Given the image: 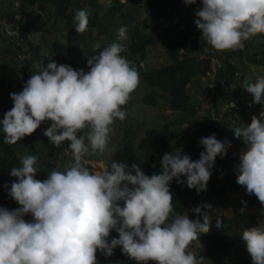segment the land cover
Here are the masks:
<instances>
[{"label":"clouds","instance_id":"1","mask_svg":"<svg viewBox=\"0 0 264 264\" xmlns=\"http://www.w3.org/2000/svg\"><path fill=\"white\" fill-rule=\"evenodd\" d=\"M185 3L194 4L196 0ZM201 3L202 7L195 10V24L201 38L216 50L243 48L246 38L257 32L264 34V0ZM14 7L17 9L19 3ZM15 18L23 17L16 14ZM6 20L9 32L20 35L21 24ZM73 23L78 33L85 32L89 25L87 10H77ZM125 39L127 26L121 25L117 41L88 58V71L53 60L33 72L22 91L10 94L13 107L0 118L3 143L24 141L42 122L50 121L44 135L55 147L64 146L72 160L63 170L49 167L37 179L40 169L35 154L43 146L38 145L36 151L27 149L31 154L20 156L19 166L11 168L9 175L17 179L10 188L5 187L19 207H0V264H99L97 251L110 256L117 246L136 264L203 261L204 256H197L188 245L209 231L212 218L201 204L207 207L211 202L190 206L200 216L178 214L173 210L170 184L174 178L184 184L181 177H186L187 187L195 185L197 191L206 187L216 153L227 150L226 138L208 132L200 138L204 145L200 155H194L195 147L188 148L189 138L178 141L173 152L172 141L169 153L162 157L161 171L152 175L135 163L130 166L112 160L107 167L97 169L85 159L88 154L105 152L115 128L112 126L117 119L125 121L126 109L122 106L140 82L137 66L123 54L124 45L118 42ZM214 86L210 83L208 88ZM244 87L252 94L253 103L264 104V76H257L254 82L245 77ZM231 106H235L234 101L223 110L232 111ZM133 122L128 121L125 127L130 129ZM167 123H173L176 130L183 124ZM185 128L183 124L179 131ZM232 130L246 146L237 167V183L246 186V192L255 194L264 205V111L253 115L250 124ZM66 140L70 141L68 146ZM28 214L32 216L30 221L24 218ZM221 224L216 217L214 227L220 229ZM113 230L118 238L109 240ZM240 237L251 264H264V221L245 227Z\"/></svg>","mask_w":264,"mask_h":264},{"label":"trees","instance_id":"2","mask_svg":"<svg viewBox=\"0 0 264 264\" xmlns=\"http://www.w3.org/2000/svg\"><path fill=\"white\" fill-rule=\"evenodd\" d=\"M16 2L19 3L17 9L14 7ZM141 6L138 0H0V118L13 107L10 94L22 91L24 83L33 72L39 71L53 60L88 71V58L98 54L108 44L116 42L119 27L125 25L127 39L118 42L124 45L123 54L134 61L138 68L140 82L135 90H140L144 84L149 86V92L142 99L143 104L156 109L158 98H167L170 99L171 110L182 111L186 114L187 121L190 118L194 121L192 117L201 110L202 103L191 97L189 85L208 77L206 85L213 83L215 86L208 88L212 105L207 111L209 118L203 127L191 126L192 128H185L182 132L176 130L173 123H166L160 128L147 130L141 127L144 121L136 119L132 124L133 130L123 127L119 130L122 135H111V132L109 142L120 138L122 142L119 148L123 147L118 154L125 156L130 166L137 161L143 163L141 168L147 175H152L161 171L162 157L169 153L171 142L179 135L184 133L189 138L187 141L191 142L188 148L193 150L198 142L197 138L214 131L219 137L226 138V149L230 156L221 164V171L217 170L219 165L217 167L212 164L206 186L211 193L219 194L226 200L228 191L234 193L242 188L237 183L236 175L228 173L227 169L233 166L228 160H235L231 156L235 147H246L241 138L234 136L232 129L250 124L252 114L258 116L260 111H264V104L253 103L252 98L244 97L243 84L246 76L242 68L243 63L257 66L263 70L264 76V34L257 32L246 38L243 48L216 50L201 38L202 33L195 24L198 18L195 10L202 7L201 0L190 5L185 0H142ZM38 8L46 13V17L40 12L36 13ZM79 9H86L89 14L88 29L83 33H78L73 23V16ZM142 9L146 12L144 17H141ZM16 14L22 15L26 20H17ZM6 19L21 24L20 35L9 32ZM177 19L178 22L173 23ZM57 22L62 24L66 39L55 40L48 46L44 36V44L38 45L34 33L48 28L52 31ZM97 36L104 37V41L95 47ZM160 45L165 49L167 62L151 66L153 54L159 51ZM231 99L241 106L234 107L232 111L226 108L223 110ZM127 106L122 107L125 109ZM50 123L42 122L34 133L23 138L26 148L18 142L11 145L3 143L4 134L0 132V207H19L8 195L5 185L10 188L11 182L17 179L9 173L13 166H19L20 155L27 149L36 151L38 145H43L52 148L49 155H55L62 165H68L72 160L65 153L64 146L55 147L44 135V130ZM65 143L68 146L70 141L66 140ZM200 147L204 145L201 144ZM60 148L64 149L63 153L58 150ZM53 166L50 165L49 169L53 170ZM224 175L226 177L223 179ZM181 179L185 180V177ZM170 189L173 193V210L178 214L187 212L183 202L190 188L186 186V181L179 184L174 178ZM247 196L254 201L252 207L242 209L238 217L248 218L252 213L258 219L257 223L264 221V218L261 220L257 217L264 213V205L255 194ZM194 216H200V213L197 212ZM24 218L30 221L32 216L28 214ZM219 218L222 221L220 229L214 227L215 217L209 231L198 237L205 245L199 255L204 256L201 264L222 257L237 259L238 264H251L250 254L230 232L232 219L223 216ZM113 237L118 238V233L114 230L110 233L109 240ZM243 251L245 254L241 255ZM97 259L99 264H136L122 253L120 246L110 256L97 251Z\"/></svg>","mask_w":264,"mask_h":264},{"label":"rangeland","instance_id":"3","mask_svg":"<svg viewBox=\"0 0 264 264\" xmlns=\"http://www.w3.org/2000/svg\"><path fill=\"white\" fill-rule=\"evenodd\" d=\"M138 4L139 6H141L142 0H138ZM35 11L36 13L38 11H42L43 17H46V13L43 10L38 8ZM145 15H146V12H144V9H142L141 17H144ZM177 22H178V19L173 21V23H177ZM44 36L46 38L48 46H51L55 40L64 41L66 39L65 38L66 34L63 30L62 24H60L59 22L53 25L52 31L48 28V29L38 30L37 32L34 33V39L38 45L43 43L42 39ZM103 41H104V37L97 36L96 41H95V47H98L99 45H101ZM164 50H165L164 47L160 45L159 51L153 54L151 66L153 65L159 66L167 62L166 56H165L166 53ZM242 68H243V72L245 76L249 79V81L254 82L257 76H262L263 70L257 66H254V65L248 66L246 63H243ZM209 76H210V73H209ZM207 80H208V77L202 78L198 82L190 84L188 87L191 97L193 99H196V102L202 103L201 110L197 112V115H194L192 117L193 119H195L194 121L191 118L189 121H187L186 117L184 116L185 113L182 111L181 113L173 112L171 109H169L170 99L161 98V97L158 98L159 104H158V108L156 109L150 106L149 104H143L142 99H144L145 95L149 92V86L147 84H144V86L143 85L141 86L140 90L138 89V90L133 91L131 95V99L127 103L128 106L125 107L126 119L122 123L115 121L113 125V128L114 127L115 128L113 129L111 135H114V134L122 135L119 133V130L125 127L128 121L130 123L131 121L136 120V119H140L144 121V125L141 127H144L147 130L151 129L152 127H162L168 121H176L177 123L182 122L183 124H186V128L191 127V126L203 127L208 121L209 115H207V111L208 109H210V106L212 105V99L209 98L210 94L208 93V85H206ZM243 90L245 91L244 93L245 98L249 97L253 99L252 94L246 90V88L244 87V84H243ZM131 103L132 105L129 107ZM158 109H161V110H158ZM182 125L178 126L179 130L180 128L182 129ZM130 130H133L132 125L130 126ZM186 137L187 136L184 135L183 137H179L176 142L173 141V144L170 150L172 152L175 151L174 145L176 146V143H178V141H182ZM197 141L198 142L196 143L195 149L193 151L194 155L198 153L200 155L201 149L203 148V147H200L201 143L199 142L200 141L199 138H197ZM121 142L122 140L120 138H116L114 141L109 142L110 145L107 147L104 153L86 155L85 159L90 162L89 166L96 167L97 169H99L100 167H107L112 160H117L119 162L127 164L125 160V156L118 154L120 149L123 147L122 145V147L119 148V144ZM18 144L23 145L24 148H26L24 141H18ZM58 150H60L62 153L64 152V149L62 148ZM244 150H245V147H240V146L235 147V149L233 150L231 156L235 157V160H232V161L228 160V163L234 166V168L232 169H227L230 175L232 174V175H236V177L238 176L239 173L237 171V167L240 163V155ZM228 151L226 150V152H224L223 154L220 153L219 151L216 153L215 161L213 164H216L217 167L219 165V167L217 168L218 171L222 170V167H220L221 164H224V160L225 159L227 160V158L230 156L228 154ZM51 152H52V148L41 146V151H38V153L35 154L38 156L37 166L40 169V172L37 175V179L40 178L41 173L43 174L45 170L49 168L50 165H54L53 167L57 170H63L65 168L66 165H62L59 159L56 158L55 155L52 157L51 155H49V153ZM65 153L67 154L66 151ZM25 154H31V153H28V151H25L20 156H23ZM190 158L194 161L193 156L190 155ZM136 164L139 167H141L143 163L137 161ZM225 177L226 176L224 175L223 179ZM185 181H186V177H185ZM227 194L228 196H226V200H224L223 196H220L219 194L211 193L207 186L202 187L200 188L199 191H197L194 185L193 187L190 188L185 198V204H187L188 206L187 214L190 216H194L195 213H197L193 211V209L190 206L198 202L204 201V200L210 201L211 202L210 206L206 207L205 205L201 204V207L205 208L207 213L210 215V218L212 219L215 217H219V216L232 219L233 224H232V228L230 229V232L232 235L235 236L236 240L240 242V245L242 246V248L245 249V251H247L244 242L241 240L240 235L245 227H251V226L257 225L258 223L256 221H258V219H255L252 213L250 214V217L244 218V219L239 218L238 215L241 211H243L242 209L244 208L248 209L249 207H252V203L254 201L248 198L247 196L248 193L246 192V186H242V188L238 189L234 193L228 191ZM173 215H178V214L176 212H173ZM257 217L261 218L262 220L264 218V213L260 214ZM171 218L172 216L170 215L169 219ZM204 246L205 245L200 242L198 237L193 238L189 242V245H188V247H190L196 253L197 256L200 255V252L202 251ZM244 254L245 252L243 251L241 255H244ZM207 264H238V261L237 259L232 260L231 258L226 259L222 257V258H217L216 260L208 261Z\"/></svg>","mask_w":264,"mask_h":264},{"label":"built area","instance_id":"4","mask_svg":"<svg viewBox=\"0 0 264 264\" xmlns=\"http://www.w3.org/2000/svg\"><path fill=\"white\" fill-rule=\"evenodd\" d=\"M234 100H231V102H233ZM235 102V101H234ZM241 105L239 103L235 102V106H231V109H234V107H240Z\"/></svg>","mask_w":264,"mask_h":264}]
</instances>
